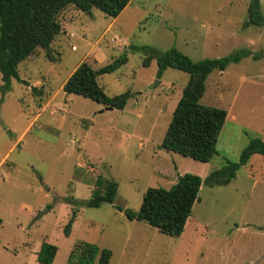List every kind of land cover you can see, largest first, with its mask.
<instances>
[{
  "label": "rangeland",
  "instance_id": "1",
  "mask_svg": "<svg viewBox=\"0 0 264 264\" xmlns=\"http://www.w3.org/2000/svg\"><path fill=\"white\" fill-rule=\"evenodd\" d=\"M246 6L247 0H130L115 17L70 5L59 14L54 59L37 48L17 65L20 80L0 91V264H41L43 243L56 247L51 264H67L75 244L85 242L109 249L108 264H264L260 154L229 183L201 184L178 236L123 214L137 210L147 187L168 188L185 172L202 179L237 160L250 138L264 140V25L242 26ZM259 8L264 18V0ZM142 46L173 47L193 61L250 52L205 79L199 102L227 112L209 161L159 146L187 74L166 68L156 78L154 59L141 64ZM123 52L127 61L99 78L108 95L130 92L122 109L63 92L79 62L102 65ZM97 176L116 183L113 201L80 205Z\"/></svg>",
  "mask_w": 264,
  "mask_h": 264
},
{
  "label": "trees",
  "instance_id": "2",
  "mask_svg": "<svg viewBox=\"0 0 264 264\" xmlns=\"http://www.w3.org/2000/svg\"><path fill=\"white\" fill-rule=\"evenodd\" d=\"M129 1L0 0V91L10 88L12 78L19 79L17 65L37 48H41L49 60L54 59L50 44L63 30L58 16L67 6H73L81 12H90L91 8H96L108 16L115 17ZM246 14L242 26L264 25L259 0H247ZM140 49L146 52L142 66H146L151 59L155 60L156 78H159L166 68L187 74L186 83L171 112L159 146L166 151L197 161H209L216 152L215 145L226 117V110L199 102L205 88V79L212 70L222 71L228 63H237L250 52L241 49L218 58L193 61L173 47L161 52H153L147 46ZM126 61L124 52L102 65L82 60L63 81L61 88L67 94H76L103 106L122 109L130 92L126 90L108 95L99 83V78L103 74L113 72ZM31 89L37 91L35 86ZM255 153L264 156V140L256 137L247 141L239 151L237 160L226 161L202 179L196 174L185 172L177 175L168 188L147 187L137 210L125 209L123 214L127 219L144 222L161 233L178 236L183 230L193 203L198 198L200 185L216 186L229 183L239 167ZM115 193L116 183L113 180L97 176L90 197L77 203L98 207L102 202L111 203ZM70 223L71 221L63 227L65 235H68ZM55 251L54 245L43 243L36 255L37 262L51 264ZM110 255L111 252L107 248L98 249L88 242L77 243L69 254L67 264H91L96 256V264H108Z\"/></svg>",
  "mask_w": 264,
  "mask_h": 264
},
{
  "label": "water",
  "instance_id": "3",
  "mask_svg": "<svg viewBox=\"0 0 264 264\" xmlns=\"http://www.w3.org/2000/svg\"><path fill=\"white\" fill-rule=\"evenodd\" d=\"M105 109H111V107L110 106H105Z\"/></svg>",
  "mask_w": 264,
  "mask_h": 264
},
{
  "label": "crops",
  "instance_id": "4",
  "mask_svg": "<svg viewBox=\"0 0 264 264\" xmlns=\"http://www.w3.org/2000/svg\"><path fill=\"white\" fill-rule=\"evenodd\" d=\"M239 62V61H238ZM227 113V112H226ZM227 115V114H226Z\"/></svg>",
  "mask_w": 264,
  "mask_h": 264
}]
</instances>
